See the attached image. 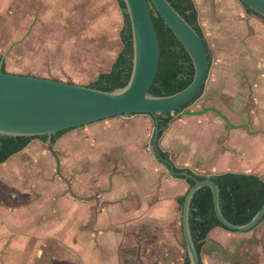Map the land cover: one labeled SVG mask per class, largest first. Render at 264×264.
Returning a JSON list of instances; mask_svg holds the SVG:
<instances>
[{"label":"rangeland","instance_id":"1","mask_svg":"<svg viewBox=\"0 0 264 264\" xmlns=\"http://www.w3.org/2000/svg\"><path fill=\"white\" fill-rule=\"evenodd\" d=\"M198 5L202 17L212 18L215 23L202 27L213 50L209 77L195 102L172 113L173 120L160 138V147L176 166H190L197 174L209 176L217 161L231 157L239 165L236 169L250 162L245 170L264 179V95L254 84L257 71L250 69L255 59L251 48L261 44L257 37L264 31V21L248 14L238 1L198 0ZM108 6H112L109 0H0V55L9 52L7 70L91 85L100 73L109 70L116 55V50L90 33V27ZM238 26L243 28L242 34L232 31ZM217 31L228 32L226 37H217ZM260 84L263 88L264 84ZM209 108L221 112L231 126L218 112L206 110ZM202 110L206 111L199 115L184 112ZM118 120L116 124L120 126H149L147 148L153 158L154 121L148 115L139 121L127 117ZM112 123L105 119L98 125ZM89 126L67 130L52 144L61 161L62 176L43 138L33 140L0 164V264H87V249L90 255L92 249L104 250V241L98 240L93 231L96 202L91 201L88 220L83 222L81 202L87 194L99 190L94 185L98 174L102 177L111 171L128 176L134 171L122 164L117 151L110 153L111 159L98 158L102 141L97 144L89 138ZM91 152L92 158H88ZM162 167L169 174V168ZM227 167L223 164L219 169ZM88 173L94 178L89 187ZM64 179L71 181L72 190L80 198L69 193ZM181 218L180 211L177 221L184 243ZM119 250L120 264L133 263L130 254L135 251L130 246L122 245ZM221 250L231 251L223 247ZM184 254L185 251L180 255ZM258 264H264L263 255Z\"/></svg>","mask_w":264,"mask_h":264},{"label":"crops","instance_id":"2","mask_svg":"<svg viewBox=\"0 0 264 264\" xmlns=\"http://www.w3.org/2000/svg\"><path fill=\"white\" fill-rule=\"evenodd\" d=\"M229 1L241 3L240 0ZM109 2L112 3V6L103 9L104 15L100 14L96 19V23L90 27L92 36L106 42L110 48H113L112 51L116 50V55L106 72L112 69L114 62L123 49L121 32L124 27V16L118 0H109ZM194 2L198 10V20L201 28H206L209 24H215L212 18L206 20L202 17L198 0H194ZM232 29L234 34H242V31H244L240 26L236 30ZM227 32L217 31V37H226ZM257 39L261 44L254 45L251 48L255 54V59L253 61L252 58L250 68L260 73L261 83L264 84L263 30L260 31ZM261 87L258 86L261 91L260 94L264 95V87ZM142 116H147V114L121 115L108 118L106 120H111L113 123L107 126L98 125V122L102 120L88 124L90 125L89 130H87L89 138H94L97 144L102 141L101 145L103 147L97 149L96 156L100 159L103 157L111 159L112 155L110 153L117 151L119 157L123 160L122 164L130 166L134 173L128 176H118L111 171H109L110 174L105 172L102 177L98 174L95 184L93 175L91 173L87 174L88 187L94 184L101 190L97 192L99 197L97 196L94 199L96 202L94 225L96 226L97 237L104 241L105 246L103 251L97 249L96 252L92 249V255L89 254L90 251L87 249L84 258L87 264H120L121 258L119 256L121 252L119 247L122 245L130 246V250L135 251L134 254H130L133 257L131 260L133 263L131 264H138L139 259L144 261L155 259L163 264H180L185 258V254L180 255L181 252L185 251V247L181 243L177 221L178 214L181 211L178 198L187 193L190 184L187 180L175 178L163 172V167L157 159L153 157L158 163L149 156L147 148L151 137L149 136V126L129 127L116 124L119 121L118 119L127 117L139 121ZM148 117L154 121L150 115ZM82 145H84L83 142ZM99 149L103 151H99ZM87 157L92 158V152L87 153ZM223 164L228 165L226 170L219 169ZM247 164H243L239 167L240 169H236L235 167L239 165L233 161V158L225 157L213 165L214 172L212 174L227 171L252 173L245 170ZM188 167L190 169V166L183 168ZM96 171L94 170V172ZM192 171L196 173V171ZM82 181H84V178H82ZM125 182L129 183L130 186L127 187L124 184ZM90 195L88 194V197ZM94 200L88 198L81 202L82 222L88 220L91 209L90 203ZM261 225V227L258 226L259 228L256 227L248 232L232 231L221 226L214 227L208 233L201 247L202 263L234 264L233 262L252 260L254 261L253 264H258L260 256H264L263 222ZM221 247L231 251L223 252ZM215 248L220 251H216ZM241 264H244V262Z\"/></svg>","mask_w":264,"mask_h":264},{"label":"water","instance_id":"3","mask_svg":"<svg viewBox=\"0 0 264 264\" xmlns=\"http://www.w3.org/2000/svg\"><path fill=\"white\" fill-rule=\"evenodd\" d=\"M185 50L193 66L192 81L172 94L154 95L151 88L160 66V45L148 0H123L132 32V70L128 82L113 90L83 84L23 75L0 70V137H33L53 134L90 123L133 114H147L154 119L152 144L156 157L169 166L172 176L192 179L182 206V230L190 264H201L191 229V203L202 187H210L218 220L232 231L247 232L264 221V204L245 224H234L223 214L219 186L211 179H197L188 172H176L171 160L161 156L159 115L174 112L191 102L205 87L209 59L204 39L169 0H150ZM264 17V0H240ZM203 111H184L199 115ZM52 153L56 152L49 146ZM59 162V159L57 157Z\"/></svg>","mask_w":264,"mask_h":264},{"label":"trees","instance_id":"4","mask_svg":"<svg viewBox=\"0 0 264 264\" xmlns=\"http://www.w3.org/2000/svg\"><path fill=\"white\" fill-rule=\"evenodd\" d=\"M172 5L185 17V19L197 30L204 38L201 25L198 20V10L194 0H169ZM124 15V27L121 32L123 49L114 62L109 72L101 73L98 78L89 87L113 90L124 86L131 75L132 70V32L129 16L126 12V6L123 0H119ZM153 23L157 32L160 45V66L151 93L154 95L172 94L185 88L193 79L194 66L192 60L181 42L166 25L163 18L156 12L152 2L148 0ZM249 13L256 14L263 21L264 17L246 6ZM206 45V44H205ZM209 63L211 62V53L206 46ZM204 88L191 102L174 112L163 113L159 115L160 119V137L173 120L172 113H178L195 102L203 93ZM66 131V130H65ZM64 131H60L52 136L55 141ZM40 137L47 139L46 135L33 137H0V162L8 159L12 154L22 150L32 138ZM165 158H169L168 152L161 150ZM176 172H188L197 179L203 180L209 178L213 180L220 189L221 208L224 216L234 224L248 223L264 204V180L257 174L227 171L209 176L194 173L189 168L175 167ZM192 186L194 181L187 179ZM185 195L178 198L183 205ZM191 229L194 240L197 244L199 254L201 247L208 236V233L216 226H225L218 220L213 202V193L210 187L199 189L191 203ZM227 229V228H226ZM201 259V256H200ZM189 261L187 260V263ZM201 264L202 260H201Z\"/></svg>","mask_w":264,"mask_h":264},{"label":"flooded vegetation","instance_id":"5","mask_svg":"<svg viewBox=\"0 0 264 264\" xmlns=\"http://www.w3.org/2000/svg\"><path fill=\"white\" fill-rule=\"evenodd\" d=\"M118 2H119V0H118ZM241 2V1H240ZM242 3V2H241ZM119 4H120V2H119ZM243 4V3H242ZM243 6L245 7V5L243 4ZM121 7V6H120ZM245 10H246V7H245ZM246 12L248 13V14H250V15H254V16H257L256 14H252V13H249L247 10H246ZM122 13H123V10H122ZM124 16V15H123ZM258 17V16H257ZM125 22V21H124ZM204 34V33H203ZM204 38V43L206 44V46L209 48V50H210V53H211V62L209 63V73H210V69H211V65H212V62H213V50L211 49V47L209 46V44H208V42H207V40H206V38H205V35L203 36ZM9 52H7L5 55H0V70H2V71H5V72H11V71H8L7 70V68H6V56H7V54H8ZM251 69V68H250ZM11 73H17V72H11ZM18 74H23V73H18ZM23 75H30V74H23ZM100 75V74H99ZM98 75V76H99ZM31 76H35V75H31ZM38 77H40V76H38ZM208 77H209V74H208ZM43 78H45V77H43ZM98 78V77H97ZM49 79H51V78H49ZM208 79V78H207ZM55 80H58V79H55ZM62 81H64V80H62ZM260 81L262 82V78H261V76H260V73L257 71V78H256V81L254 82V84L256 85V86H261V84H260ZM67 82H71V81H67ZM74 83V82H73ZM248 85V84H247ZM204 89H205V87H204ZM206 110H212V111H216V112H218L225 120H226V122L231 126V124H230V122L228 121V119L221 113V112H219L217 109H215V108H209V109H206ZM203 111V110H202ZM128 116V115H127ZM82 127V126H81ZM169 127V126H168ZM167 127V128H168ZM236 127V126H235ZM74 129V128H73ZM245 129H247V130H249L250 128H249V125L248 124H245ZM69 130H71V129H69ZM67 131V130H66ZM66 131H64V132H66ZM166 131V130H165ZM164 131V132H165ZM164 132H163V134H164ZM63 134V133H62ZM61 134V135H62ZM162 134V135H163ZM54 135V134H53ZM52 135V136H53ZM60 135V136H61ZM161 135V136H162ZM59 136V137H60ZM153 136H154V134H153ZM38 138H40V137H35V138H32L30 141H29V143L30 142H32L33 140H35V139H38ZM58 138V137H57ZM56 138V139H57ZM161 138V137H160ZM160 138H159V141H160ZM152 140H153V138H152ZM56 141V140H55ZM55 141H52V138H51V142L50 143H48V139H46V143L48 144V148H49V146H51L52 147V144L55 142ZM29 143L22 149V150H24L28 145H29ZM153 145V144H152ZM159 147H160V143H159ZM154 148V147H153ZM52 149L56 152V150L52 147ZM22 150H20V151H22ZM49 150H50V148H49ZM161 150H163L161 147H160V152H161ZM20 151H18V152H20ZM163 151H165V150H163ZM18 152H16V153H18ZM50 152L52 153V151L50 150ZM165 152H167V151H165ZM16 153H14V154H16ZM14 154H12L11 156H13ZM53 154V153H52ZM169 154V153H168ZM54 155V154H53ZM56 155H57V157H58V159H59V156H58V154H57V152H56ZM10 156V157H11ZM161 156H162V154H161ZM9 157V158H10ZM54 157L56 158V161H57V171H58V174L60 175V176H62L61 175V173H60V167H61V161H60V159H59V162H58V160H57V157L54 155ZM154 157L157 159V161L161 164V165H163V166H167L168 168H169V166L166 164V163H164V162H162L161 160H159L157 157H156V155H155V150H154ZM163 157V156H162ZM8 158V159H9ZM165 160H171L170 159V157L169 158H165V157H163ZM8 159H6L5 161H3V162H0V164H2V163H4V162H6ZM172 161V160H171ZM172 163H173V161H172ZM174 164V163H173ZM175 167H178V166H176L175 164H174V169H175ZM180 168H183V167H180ZM169 174L171 175V173H170V169H169ZM172 176V175H171ZM172 177H175V178H182V179H184L182 176H172ZM65 180V179H64ZM66 182H67V184H68V186H69V193L72 195V196H74L75 198H80V196H78V195H76L75 193H74V191L72 190V187H71V181H69V180H65ZM93 189V188H92ZM101 189H103V188H101ZM98 191H101L100 189L98 190ZM97 191V192H98ZM97 192H95V193H93V194H91L89 197L87 196V197H85V199H92V200H94L95 198H97V196L99 197V195H97ZM92 193V192H91ZM90 194V193H89ZM88 195V194H87ZM185 196H186V194H185ZM95 201V200H94ZM179 202V201H178ZM96 204V203H95ZM179 205H180V209H181V212H182V206L183 205H181L180 203H179ZM95 213V212H94ZM95 217H96V213H95ZM94 222H95V220H94ZM94 222H93V224L92 225H94ZM181 225H182V218H181ZM93 227H96L95 225L93 226ZM94 232H96V228H95V230H93ZM182 235H183V239H184V234H183V230H182ZM96 236H97V233H96ZM100 238H98V240H99ZM184 247H185V252H186V254H185V258H183V260H182V262L180 263V264H186L187 263V260L189 261V264H190V260H189V257H188V252H187V248H186V245H185V239H184ZM119 258H120V256H119ZM138 264H163L161 261H158V260H154V261H152L151 263H149L148 261H144V260H141V259H139L138 260V262H137Z\"/></svg>","mask_w":264,"mask_h":264}]
</instances>
